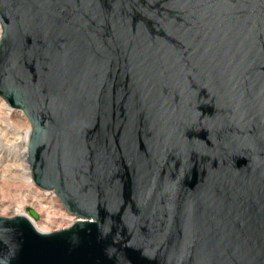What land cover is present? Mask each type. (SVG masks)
Segmentation results:
<instances>
[{
  "label": "water",
  "instance_id": "95a60500",
  "mask_svg": "<svg viewBox=\"0 0 264 264\" xmlns=\"http://www.w3.org/2000/svg\"><path fill=\"white\" fill-rule=\"evenodd\" d=\"M0 22L32 181L78 220L0 217V264H264V0H0Z\"/></svg>",
  "mask_w": 264,
  "mask_h": 264
},
{
  "label": "bare ground",
  "instance_id": "6f19581e",
  "mask_svg": "<svg viewBox=\"0 0 264 264\" xmlns=\"http://www.w3.org/2000/svg\"><path fill=\"white\" fill-rule=\"evenodd\" d=\"M3 33L0 22V37ZM15 115L27 120L22 110L11 107L8 102L0 96V217L5 216L13 205L14 216L25 215L28 217L35 229L41 233H50L71 226L78 221L76 217L68 215L62 210V206L56 195H49V192L39 190L32 181L30 164L28 163V138L31 131V124L23 125L15 122ZM29 122V121H28ZM9 179L18 182V194H23L25 185L30 187L31 192L25 189L23 194L28 206L36 214V219L26 213L23 208L24 202L20 203V196H9L10 191L4 189L3 184ZM35 186V187H32ZM54 194V193H53ZM14 197V198H13ZM59 206V211L57 210ZM7 215V214H6ZM9 215V214H8ZM11 216V217H14ZM33 217V218H32ZM10 218V217H4Z\"/></svg>",
  "mask_w": 264,
  "mask_h": 264
},
{
  "label": "rangeland",
  "instance_id": "374dc122",
  "mask_svg": "<svg viewBox=\"0 0 264 264\" xmlns=\"http://www.w3.org/2000/svg\"><path fill=\"white\" fill-rule=\"evenodd\" d=\"M1 35H2V33H1ZM0 39H1V37H0ZM15 122L16 123H19V122H21L20 124H23L24 126L25 125H28V126H30V123L28 122V120H26V119H23V118H21L20 116H17V115H15ZM16 120H18V121H16ZM3 186H4V189H6L7 191H10V193H11V195H9V196H15V198L17 197V196H20L19 198H18V201L20 202V203H22V202H24V204L23 205H26V201H25V199H24V196H23V194L25 193V189L27 188V190L28 191H32V190H30V187H28V186H24V187H22L23 188V194H21V195H19L18 194V189H17V187H18V182L15 180V178L14 179H9V176H7V181H5V183L3 184ZM32 187H35V186H33L32 185ZM37 188V187H36ZM39 189V188H38ZM39 190H41V189H39ZM43 191H46V192H49V195H55V194H53V191H49V190H43ZM55 197V196H54ZM14 198V197H13ZM14 206L12 205L11 207H10V211L9 212H7V213H5V216L6 217H11V216H14V214H13V211H14V208H13ZM28 206L26 205V206H24V210L25 211H27L26 213H29L28 212ZM57 210L59 211L60 209H59V206H57ZM64 211V210H63ZM65 212V211H64ZM7 214V215H6ZM9 214V215H8ZM29 215H30V213H29ZM4 215H2V217H5ZM31 216V215H30ZM33 218V217H32ZM33 219H36V218H33Z\"/></svg>",
  "mask_w": 264,
  "mask_h": 264
},
{
  "label": "built area",
  "instance_id": "2783aa9c",
  "mask_svg": "<svg viewBox=\"0 0 264 264\" xmlns=\"http://www.w3.org/2000/svg\"><path fill=\"white\" fill-rule=\"evenodd\" d=\"M54 193V192H53ZM55 194V193H54ZM63 210V209H62Z\"/></svg>",
  "mask_w": 264,
  "mask_h": 264
}]
</instances>
